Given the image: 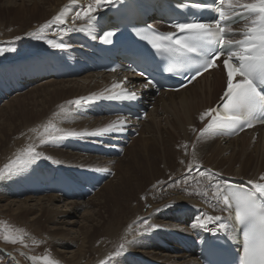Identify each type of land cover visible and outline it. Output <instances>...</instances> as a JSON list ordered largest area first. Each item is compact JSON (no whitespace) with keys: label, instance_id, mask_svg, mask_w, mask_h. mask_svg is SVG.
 I'll return each instance as SVG.
<instances>
[{"label":"bare ground","instance_id":"1","mask_svg":"<svg viewBox=\"0 0 264 264\" xmlns=\"http://www.w3.org/2000/svg\"><path fill=\"white\" fill-rule=\"evenodd\" d=\"M87 2L88 0H77L69 12L67 22L62 26L71 27L75 11H79ZM66 4H68V0H32L28 9L23 10L15 6L5 7L4 12H15V15L19 18L25 16L27 12L32 16L29 18V23L20 25V28L8 31H3V28L0 29V39L12 40V43L16 46L15 50L21 47L23 42L25 51L16 59L8 58L9 60L0 62V92L4 91V88L6 91H10V88L6 86L7 80L21 77L25 73V71L16 72L22 65H25V60L28 63L27 69L29 70V62L32 64L41 60V58L48 61L54 59L51 55L44 56L38 53L41 48L51 50L52 46L47 42L49 39L55 42L59 38L66 41L72 40L74 48H77V44L82 43V39H74L67 33L79 32L92 37L101 28L98 21L91 32L74 30L60 35L58 34V28L61 25H53L45 31L42 39L27 35L50 20ZM2 10L3 8L0 7V11ZM100 13L101 9L98 11V16ZM82 23L83 21H75V27L78 29ZM17 37L19 39H16ZM71 45H67V47ZM54 49L58 50L57 48ZM7 51L10 52V50ZM27 53H31L33 56L36 54V57L30 58V60L29 56L23 58L22 56ZM14 72L15 74L11 75ZM48 73L50 81H43L44 83H40L39 86L10 99L6 103L10 105L11 102H16V107L9 113L8 118L16 119V122L6 124L5 120L7 119L2 117L1 120L0 117V169H3L8 161L14 160L21 150L30 143L34 144L37 151L41 153V156L36 160L39 162L43 160L45 165L40 166L44 163L33 162L23 170L21 168L17 173L11 174L7 180L4 181L3 179V184L0 185V195L5 199L15 198V195H24L20 201L15 199H9L8 201L10 203H20L15 209L18 211L17 213L28 215L38 211L39 214L34 216L35 223L38 226L34 224L42 231H49V236L52 239L50 242L53 245L67 247L79 243L78 247L71 251V254L73 253L71 256L62 258L61 264H100L101 260L106 261V264H141V262L144 264H199L193 254L182 251L175 243L180 235L192 237V230L188 226L181 225L179 221L182 222L184 219L186 222L188 218L193 220L194 215L199 219H202L205 215L228 217V213L222 210V206L212 200L210 183L214 184L217 180L221 183H238L241 180L259 181L261 174H264V137L262 135H259L255 142L251 141L249 132L230 139H212L208 137L198 141V131H193L201 122L200 114L204 111L203 109L211 106L213 101L217 99L215 97L219 96L223 78L218 72L214 71L200 77L195 83L177 92H161L155 99L154 110L150 111L147 118L140 123L141 128L138 135L142 136L147 132L150 137L147 141L140 140L137 146L134 142L139 137L133 139L131 144H134H129L130 146L125 148L121 159H117L112 177L98 188L91 198L79 203L76 200L84 198L88 191L94 189L92 185L82 188L79 181L82 178L84 180L86 178L94 179L99 171H107L91 169H111V162L115 158L100 160V157L91 152L92 148L82 149L79 143L75 148V143L80 141L76 137L90 136V138H93L92 132L116 120L117 117H92L90 119L91 115L99 117L98 112L94 107L85 105L75 109L68 119L56 121L64 131L58 134V138L54 142L47 144H40V137L37 132H32L31 129L36 128L40 131L43 124L54 118L53 114L59 111L61 105H67V101L93 93L99 94L104 92L105 89H110L113 77L110 75L87 74L83 78L57 81L53 76H50V72ZM44 74L46 73L37 74V71H35V73H28L24 79L28 77L35 78ZM13 86L17 88L24 87L21 84ZM29 94L36 95L30 96ZM23 96L24 98L20 99ZM45 103H49L47 112L28 110L29 105L37 106ZM71 107L74 108V106ZM2 108L0 107V111ZM156 111L166 114L168 119L165 118V120L170 126V131H162L167 135V143L162 155L159 154V150H155L158 136L154 133L159 127H154L148 122L149 118L152 119L153 112ZM71 123H73L72 127L69 126ZM5 125L7 126L5 127ZM65 128L68 131L81 133V135L70 136L67 133L64 134ZM50 144H55L56 147ZM171 144L177 145L176 149L180 153H177L176 150L172 151ZM193 144H195V156H193V148L190 150V146ZM185 145H187V149ZM70 147L73 148L72 152L68 150ZM95 149L97 151L101 150L99 146H96ZM228 152L229 156L225 157V153ZM43 153L50 157L48 162L42 157ZM129 153H132V161H127L124 164V158ZM153 154H155L154 157ZM141 155L142 160H145L144 162L139 161L138 156ZM173 156H176L177 162L173 160ZM179 158H184L186 161L183 160L182 164L178 165ZM205 159L209 160L210 163L205 162ZM193 160L196 163L192 171L189 172L187 165ZM201 160L204 162H200ZM160 162L164 163L163 169ZM59 163L63 164L64 167L57 166ZM200 163L202 165H199ZM235 163L239 164V169L234 171ZM179 167H181L179 171H181V174L185 173L184 175L179 174V172L176 173L175 169H179ZM223 167H225V170L222 169ZM80 168H86L87 170ZM122 171L124 176L123 181L120 182L118 181L120 177L117 175L118 172ZM137 171L139 174L142 172L143 177L140 181L135 182ZM207 171L215 174L211 182L207 180L206 176L202 177L199 174ZM165 172H168V174H165ZM162 173L166 177L159 176ZM225 174L226 177L223 176ZM247 175L248 178H245L244 176ZM50 176H55V178L53 180L49 179ZM193 178H195V181H201V183L194 182ZM105 188H108V190L102 193L104 200L93 209L85 210L81 215L82 223L76 228L75 225H78V221L74 220V217L78 216V212L83 209V204L91 206L92 202L98 198L97 196ZM130 190L132 192L131 196L128 193ZM206 191L208 195H204ZM32 194H42V196H36L37 198L33 199ZM141 197L145 198V201H140L139 198ZM63 199H71V201L63 203ZM30 201L34 202L30 203ZM7 204L0 206H3L6 210ZM169 206L174 208L169 209ZM159 213L162 220L170 221L169 223L166 221V224L173 226L171 223L173 222L176 224V228H179V231L167 228L168 226H162V228L157 225V227H149L157 224L158 221L160 222ZM145 219H149L148 224H144ZM152 220H155V222H150ZM221 222L229 225L231 219ZM49 223L53 226L48 227ZM218 223L210 222L207 229L202 227L201 229L207 232L211 228H218ZM191 225L194 228L200 227L199 223L194 220ZM146 228L147 231H145ZM121 243H125V249L121 251L124 255L120 253L115 260L109 261L111 260L110 257L115 256ZM127 249L129 250L127 251ZM131 250L133 252L130 253ZM64 252L69 253V251ZM133 253H138V255ZM1 254L6 258L9 257V259L11 257L9 252L3 251ZM14 257V259L12 257L11 259L17 264H26L18 256L14 255Z\"/></svg>","mask_w":264,"mask_h":264},{"label":"snow or ice","instance_id":"2","mask_svg":"<svg viewBox=\"0 0 264 264\" xmlns=\"http://www.w3.org/2000/svg\"><path fill=\"white\" fill-rule=\"evenodd\" d=\"M76 2L77 0H68V4L62 6L50 20L27 35L42 39L45 31L53 25H61L58 28L60 35L74 30L91 32L98 24V11L111 4L113 0H88L79 11H75L72 17L73 25L63 27L62 25L67 22L69 12ZM193 7L213 8L215 17L212 19L196 16L191 19L185 18L183 21L172 23L171 27L174 31L159 33L149 29L141 38L150 43L157 53L171 58V66L167 71L187 69L189 71V77L186 78L188 83L209 69L217 67V60L223 57L227 85L220 98V103L200 114L202 121L208 119L198 130L197 140L225 134L229 131H243L245 127H253L255 123H264V0H213L212 5L197 3ZM77 20L83 21L78 29L75 27ZM238 21H242V26L234 29L232 25ZM114 34L112 31H106L100 38L110 43ZM137 35L140 34L137 33ZM237 36L238 39L235 38ZM47 42L53 48L67 47L63 42L57 43L51 39ZM10 50L14 51V49ZM3 51L5 50L0 49V53ZM141 75L143 76L144 73ZM126 80L127 78L113 82L111 88L105 89L102 93H93L88 97L67 101V105H61L59 111L53 114L54 118L43 124L40 131L36 128L31 131L37 132L40 144L51 143L58 138L59 133L64 131L56 121L68 119L75 109L102 99L136 100L138 93L124 86ZM150 86H155L152 79L142 85L144 88ZM125 130V118L117 117L116 120L97 128L91 135L103 136ZM67 135L78 136L81 133L69 131ZM185 148L187 149V145ZM192 148L193 156H195V144ZM40 156L41 153L37 151L36 146L28 144L14 160L0 169V179L17 173ZM195 163V160L188 163L189 172L192 171ZM199 174L202 177L206 176L209 182L213 181L215 176L211 171ZM210 188L212 200L222 206V210L228 213V217L205 215L198 220L199 226L207 229L208 223L219 222L217 230H226L228 224L221 221L231 219L232 227L242 226L243 230V249L238 264H264V174H261L259 181H247V186L233 187L228 182L221 183L217 180L214 184L210 183ZM204 195H208V192L206 191ZM144 224H148L147 219L144 220ZM149 227L157 226L150 225ZM147 230L146 228L145 231ZM16 232L17 235L9 233L3 235L2 238L13 244L23 243L22 230H16ZM33 243L36 241L34 240ZM124 249L125 243H121L115 255H119ZM31 259L34 261L39 259L43 261V264H59L49 255L39 258L33 256ZM100 264H106V261L101 260Z\"/></svg>","mask_w":264,"mask_h":264},{"label":"rangeland","instance_id":"3","mask_svg":"<svg viewBox=\"0 0 264 264\" xmlns=\"http://www.w3.org/2000/svg\"><path fill=\"white\" fill-rule=\"evenodd\" d=\"M31 3H32V0H0V7L3 8V10L0 11V29L3 28V31L14 30V29L20 28L19 26L22 25V24H24V23H29V18L32 16V15H29V12H27L25 14V16L19 18L17 15H15V12H11V13L10 12H4V9H5V7L15 6L16 8H22L24 10V9H28L29 6L31 5ZM26 27H27V25H26ZM0 43H4V44H1L0 45V49H4L5 50V51H3V53H0V57L2 58V59L0 58V62L2 60H9L8 58H12V59L15 58L16 59L19 55L23 54V51H24V48H23L24 43L23 42H22V46L19 47L17 50H15L16 49V46L12 43V40H9V39H0ZM10 49H14V51L13 50H10ZM7 50H10V52H8ZM85 76H86V74H83V75L78 76V77H73V78H70V79H63V80H71V79L83 78ZM50 80L51 79H49V80H45L44 79L43 81L48 82ZM56 80L59 81L58 79H56ZM43 81H39L37 83H34L33 85L29 84L27 87H25L24 90H22L20 92H16V93H13V94H10V95H7V96H3V99H0V107L1 108L3 107L2 110L0 111L1 120H2V117L3 118H6L7 119V120H5L6 124H8V123L9 124H13L14 122H16V119L15 120L14 119H8L9 118V113L13 110V108L16 107V102L13 101V102H11L10 105H7L6 103L8 101H10V99L15 98L16 96H18V95H20L22 93L24 94V93L30 91L32 88H34L36 86H39L40 83L41 84L44 83ZM100 84L102 85L103 83H100ZM79 86H81V85H79ZM29 95L31 96V95H36V94H29ZM23 98H24V96L21 97L20 99H23ZM48 107H49V103H45L43 105H37V106L29 105L28 106V110H30L32 112H42L43 113V111L47 112L49 110ZM198 112H197V114H198ZM163 114L164 113L161 112V111L160 112H158V111L153 112L152 119L150 120V118H149L150 121L148 120L149 124L154 125V127H159L157 129V131L154 133L155 135L158 136V142H157V145L155 146V150L156 151L159 150V154H161V155L164 153L162 151H163L164 147H166V143H167V140H166L167 135L165 133H163L162 131H165V130L166 131H170L169 130L170 129V126H168L167 121L165 120V118H167V116H166V114H164V115ZM153 120H155V121H153ZM155 123H156V125H155ZM72 124L73 123H71V125H69V126L72 127ZM6 126L7 125H5V127ZM142 126H144V125H142ZM198 127H199V125L197 126L196 130L198 129ZM191 129H192V127H191ZM67 132H69V131H68V129L65 128V133L64 134H66ZM137 137H139V138L137 139V141L134 142L136 146L138 145V143H140V140L147 141V139L150 137V134H148L147 132H145V134H143L142 136L138 135ZM136 138H134V139H136ZM134 143H132V144H134ZM50 145L56 147L55 144H50ZM176 146H174L173 144H171L172 151H175L176 150L177 153L178 152L180 153V151L176 149L178 146L177 147ZM190 147H191L190 150H192V146H190ZM69 151H71V149ZM154 155L155 154H153V157H154ZM224 156L225 157H228L229 156V152L228 153H225ZM42 157H44L47 162L50 159V157L48 155L44 154V153H43V156ZM132 157H133L132 156V153L127 154L125 156V158L123 157L125 159L123 163L126 164L127 161H132ZM138 158H139V161H142V162L145 161V160L144 161L142 160V155L141 156H138ZM117 159L119 160V159H121V157H119ZM117 159L115 158V160L111 162V169L113 170V172H115V169H113V168L116 167ZM100 160H102V159H100ZM173 160H176L175 162H177L176 156H173ZM179 160H180V162H179ZM183 160L186 161L184 158H182V159L179 158L178 159V165L179 164H182ZM204 161L210 163L209 160H206L205 159ZM204 161L201 160L200 162H204ZM9 162L10 161H8L6 164H8ZM34 162L39 163V164L44 163V164H42L40 166H44L45 165V162L43 160H42V162H39L37 160L34 161ZM160 163H161L162 166L159 164V167L161 166V168L163 169L164 168V165H163L164 163H162V162H160ZM199 165H202V164L200 163ZM57 166L64 167L63 164H61V163H59ZM181 167H182V165H181ZM181 167H179V169H175L176 170V173L179 172V174H181V171H179ZM225 167H223L222 169L225 170ZM24 168H22V170ZM234 168H233L234 171L237 170V169H239V164L238 163H235ZM80 169H86V168H80ZM91 170H104V169L94 168V169H91ZM165 174H168V172H165ZM165 174L162 173L159 176L166 177ZM184 174L185 173H183L181 175H184ZM10 176L11 175L6 176L4 178V181L7 180ZM117 176L120 177V179L118 181L122 182L123 181V176H124L123 175V171L122 172H118V175ZM223 176L226 177V174L223 175ZM135 177H136L135 178V182L140 181L142 179V177H143V173L140 172V174H139V172L137 171V174L135 173ZM244 177L245 178H248V175L247 176H244ZM110 178L105 179L103 183H100L99 186H98V188H100ZM2 180L3 179H0V185L3 184V181ZM193 181L194 182L201 183V181H195V178H193ZM188 184H189V182H188ZM96 190L94 191V193L96 192ZM106 190H108V188L103 189V191L97 196L98 198L95 199L92 202V205L91 206L90 205H86V204H85L86 205L85 206L83 204V206H84L83 209L78 212V214H77L78 216H75L74 217V220L78 221V225L77 224L75 225L76 228H78V226L82 223L81 222V220H82L81 215L83 214V212L85 210H88V209L89 210L90 209H93L94 207L98 206L99 203H101L104 200V197L102 196V193H104ZM94 193L91 192L87 197H85L83 199L76 200V201L79 202V203L84 202V201H87L88 198H91L94 195ZM128 193H129L130 196L132 195L131 190ZM36 196H42V194H40V195L32 194V198L33 199H36L37 198ZM23 197H24V195H21V196L20 195L19 196H16L15 195V198L9 197V199L10 200H12V199L14 200L15 199L16 201H20V200L23 199ZM9 199L8 198L5 199L2 196L0 197V205H5V204L9 203V204L6 205V207H7L6 210H4V207L3 206H0V264H17L16 262H14L11 259L12 256L10 257V259H9V257L6 258V256L5 257L2 256L3 254H1V252H3V251L4 252H10L11 251L10 253H13L14 255L18 256V258L20 260H22L26 264H43V261H41L39 259H37V260L34 261V260L31 259V257L35 256V257H38L39 258V257H42L44 255H49L54 260H56L58 262L60 261L59 264H61V260H63L64 258H68L69 256H71L73 254V253L71 254V251H73L74 249H76V247H78L79 243L76 244L75 246L72 244V245H69L67 247H63V246L61 247V246H58V245H53L50 242L52 239H51V236H49V231H47V232L46 231H42V229H40L39 227H37L38 224L35 223L34 216H36L37 214H39V212L37 211L35 213L34 212L33 213H30V214H28L29 216L28 215H25L23 213H20V212H19L20 213L19 214V213H17L18 211L15 210V209H16V207H18V205H20V203H18V202H12V203H10L8 201ZM73 200H75V199H73ZM139 200L140 201H145V198L141 197V198H139ZM69 201H71V199L70 200L63 199L62 202L63 203H67ZM31 202H34V201H30V203ZM172 208H174V207L173 206H169V209H172ZM158 217L160 219V222L158 221V223L155 224V225H157L159 228H162V226H168L167 228L176 229V230L179 229V228L178 229L176 228V224H174L173 222H171L173 224V226H171V224H166L167 223L166 221H168V223L170 221L169 220H166V219H163L162 220V218L160 217V213L158 214ZM150 222H155V220H152ZM163 224H165V225H163ZM52 226L53 225L51 223L48 224V227H52ZM16 230H22V232L24 234L23 243L17 242L16 244H13V243H11L9 241H5L2 238L3 235L9 234V233L12 234V235H17L18 233L16 232ZM181 230H184V229H181ZM48 237H49V239H48ZM44 238H45V240H43ZM34 240L36 241V243H33ZM25 245H27V247H25ZM128 250L129 249H127V251ZM64 251H69V253L68 252H64ZM126 252H124V253H126ZM131 252H133V251L131 250L130 253ZM55 253H57V254H55ZM120 253L122 255H124L122 252H120ZM133 254H137L138 255V253H133ZM60 256H61V258H60ZM116 257H118V255H115L113 257H110L111 260H109V261H113V259L115 260ZM12 258L14 259L15 257H12ZM94 264H97V263H94Z\"/></svg>","mask_w":264,"mask_h":264}]
</instances>
